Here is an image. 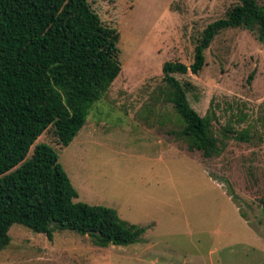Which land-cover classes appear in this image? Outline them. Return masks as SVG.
I'll return each mask as SVG.
<instances>
[{
    "label": "rangeland",
    "instance_id": "rangeland-1",
    "mask_svg": "<svg viewBox=\"0 0 264 264\" xmlns=\"http://www.w3.org/2000/svg\"><path fill=\"white\" fill-rule=\"evenodd\" d=\"M91 2L120 33L122 71L69 146L50 128L30 155L36 144H50L79 192L75 201L113 207L146 232L137 243L102 247L69 229L50 239L15 223L0 264L264 262V43L258 32L221 31L199 74H175L192 83L188 99L211 118L219 155L189 151L177 134L183 119L162 93L164 63L192 64L203 30L237 0Z\"/></svg>",
    "mask_w": 264,
    "mask_h": 264
},
{
    "label": "trees",
    "instance_id": "trees-1",
    "mask_svg": "<svg viewBox=\"0 0 264 264\" xmlns=\"http://www.w3.org/2000/svg\"><path fill=\"white\" fill-rule=\"evenodd\" d=\"M238 27L256 30L264 43V5L237 0L203 30L192 64L167 61L162 68V93L183 119L177 134L205 158L220 154L219 140L211 118L190 104L192 83L175 74H199L215 37ZM119 36L91 0H0V252L15 223L50 239L55 230L69 229L102 247L137 243L146 232L113 207L75 201L79 192L50 144H36L30 155L48 129L69 146L84 127L122 71ZM261 203L264 209V197Z\"/></svg>",
    "mask_w": 264,
    "mask_h": 264
},
{
    "label": "water",
    "instance_id": "water-1",
    "mask_svg": "<svg viewBox=\"0 0 264 264\" xmlns=\"http://www.w3.org/2000/svg\"><path fill=\"white\" fill-rule=\"evenodd\" d=\"M58 224H59L58 221H53L50 225H51V226H56V225H58Z\"/></svg>",
    "mask_w": 264,
    "mask_h": 264
}]
</instances>
